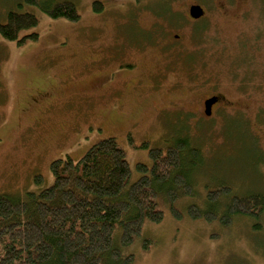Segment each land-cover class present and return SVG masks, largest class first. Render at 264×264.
<instances>
[{
  "label": "rangeland",
  "instance_id": "1",
  "mask_svg": "<svg viewBox=\"0 0 264 264\" xmlns=\"http://www.w3.org/2000/svg\"><path fill=\"white\" fill-rule=\"evenodd\" d=\"M71 1L80 15L77 21L50 18L24 0H0V24L10 11L30 12L38 18L32 29L38 34L35 41L17 45L0 35V194L22 196L28 190H41L53 181L52 160L65 156L76 160L105 137L115 138L125 151L134 180L139 176L136 163L151 164L149 148L165 149L187 138L199 150L197 160L202 165L196 170L194 189L182 190L174 201L159 196L162 220L146 221L141 235L126 249L133 254L132 264H264V209L258 216H232L225 225L220 220L193 219L187 212L193 203L204 207L207 191L220 185L228 187L229 194H264V0H97L103 4L101 12L93 11L95 0ZM193 3L205 10L195 22L187 19ZM132 19H137L140 29L160 20L169 32H180L184 47L190 49L192 67L170 71L165 55L161 80L158 75L150 77L152 91L141 98L133 95V111L127 112L133 103L121 104L126 85L116 83L117 71L128 70L127 63L134 59L128 55L118 59L116 52L138 41ZM115 56L121 67L114 71L109 64L98 70ZM146 60L158 61L148 56ZM107 71L110 82L122 88L110 96L109 107L90 104V116L105 109L110 117L95 121L84 113L86 103L77 92L97 86ZM163 80L174 84L179 80L178 88L165 87ZM246 81L258 85L248 98L242 93ZM157 87L163 89L154 91ZM47 88L67 95L43 113L46 103H34L33 98ZM212 93L239 104L248 101L249 111L259 103L262 114L241 122L222 118L230 114L218 109L211 119H177L179 114L170 109L175 104L187 116ZM144 104L143 118L131 124L129 114ZM145 239L152 241L147 249Z\"/></svg>",
  "mask_w": 264,
  "mask_h": 264
},
{
  "label": "trees",
  "instance_id": "2",
  "mask_svg": "<svg viewBox=\"0 0 264 264\" xmlns=\"http://www.w3.org/2000/svg\"><path fill=\"white\" fill-rule=\"evenodd\" d=\"M24 2L53 19L80 18L71 0ZM92 9L101 12L103 4L95 0ZM37 23L33 13L10 11L0 24V35L17 45L35 41L38 34L32 29ZM148 150L151 164L136 163L139 176L134 180L125 151L115 138L105 137L76 160H52L53 181L41 190L0 194V264H132L133 254L126 249L146 221L162 220L159 196L174 201L182 190L190 191L202 166L199 150L187 138ZM234 194L223 185L208 190L204 207L190 204L188 215L225 225L232 216H258L264 209L263 193ZM151 243L145 239L143 248Z\"/></svg>",
  "mask_w": 264,
  "mask_h": 264
},
{
  "label": "flooded vegetation",
  "instance_id": "3",
  "mask_svg": "<svg viewBox=\"0 0 264 264\" xmlns=\"http://www.w3.org/2000/svg\"><path fill=\"white\" fill-rule=\"evenodd\" d=\"M195 4V3H193ZM191 4V5H193ZM189 5V7L191 6ZM189 7L187 9V12L189 11ZM203 8V7H202ZM204 10V8H203ZM226 10V9H225ZM224 10V11H225ZM141 10L139 9L138 12H140ZM162 12V10H160ZM164 11H166L164 9ZM171 11V10H170ZM227 12H229L228 10H226ZM173 12V10L171 11ZM132 13V12H131ZM174 14V13H173ZM244 14V13H243ZM132 15L134 17H136L134 15V13H132ZM205 15V10L204 13L201 17L194 19L191 18L189 16V13H187V19H192L193 22H195L196 20H199L201 18H203ZM236 16V14H234ZM133 22V25L135 26V31L134 34H136L138 41L132 44L127 43L124 47H118L116 55L117 58L120 59V56L123 55H128L130 56L132 59H134V61L132 62H128L127 63V67L128 70H125L121 67V65L119 64L120 61L118 60L117 64H116V56L113 58L112 62H105L102 66L99 65V71H101L100 69L105 68L107 66H109V64H111V69L113 68L114 71H116L117 66L121 67V70L117 71V80L116 83L118 84H123L126 85V89L123 88V98L121 100V104L124 105L125 103L127 104L128 101H132L133 103V95H135L136 98H141L144 97L146 92L152 91L150 89H152L153 87L151 86L150 82H149V78L152 76H159V79L161 80L162 76H161V70L163 67V63H164V56L167 55L169 62H167V65L170 63L169 69L170 71H190L192 64L188 63V55L190 52L189 48H185L183 45L182 37H181V33L180 32H175L173 31H168L167 27H163L162 24L160 23V20H151L149 21V26L144 27L142 26L143 29H140L141 27L138 26L137 27V19H132L130 20ZM166 22V21H165ZM176 22V21H174ZM140 27V28H139ZM137 28H139L140 30L138 31ZM174 32V33H173ZM173 34V35H170ZM136 52L137 57L133 56V54ZM147 53V55L145 54ZM148 57H152L156 61L155 63H150L148 62L146 59ZM158 57L155 58V57ZM162 58H163V62H162ZM185 58V59H183ZM187 59V60H186ZM194 57L192 55L191 60H193ZM174 60V61H173ZM86 66L88 68L91 67V62L90 60H87L86 62ZM148 65H151L148 69ZM84 65V67L86 69H88ZM101 66V67H100ZM179 68H181V70H179ZM85 69V70H86ZM109 69V71L111 70ZM107 71L106 74H102V73H97V74H102L104 76L103 80L101 82H99V84H97V86H95L94 88L87 90V91H81V92H77V94L80 96V100L83 102H85L86 107L84 110V113L86 115H89V117L91 119H95L99 120V119H110V117L108 116L107 112H105L104 110H97L95 112V115L90 116V111H89V107L91 103H95L97 105V108H106L109 107L108 100L110 98V96L113 95V93L115 91H117L118 88H122V87H118V85L116 83H111V77H110V72ZM182 72V73H183ZM164 78L167 79V75H164ZM179 80L174 83H163L165 84V87H167L168 84H170L171 86H173L174 88H176L177 84H178ZM177 83V84H176ZM249 81H246L244 83V85L242 86L243 90V97L244 98H248L252 95V92L257 91V84H249ZM178 88V87H177ZM163 88H159L157 87L156 89H154V91L157 90H162ZM172 89V88H171ZM170 89V91H171ZM70 93H75V92H70ZM69 93V94H70ZM67 94H60L54 91L53 88H47L44 89L42 91V93L37 96V94L35 95V97L33 98V100L35 101L34 103H42L45 102V106H44V110L42 111L43 113H46L47 110H49V107L56 102V100H58L59 98L65 96ZM212 96H217L218 99L216 102H214V104L211 106L210 108V114H206L205 113V106H204V101ZM224 103V104H223ZM99 104V105H98ZM259 103H256L254 105V109L252 111H249V108H251L248 105V101H246L245 103H237L236 101H232V100H225L224 97H222V95H220L219 93H212L208 96H206L201 102H200V106L199 108L196 109H192L190 110L189 114L187 116L179 113V108L178 106H176L175 104H172L170 109L174 112H177L179 114V116L175 117L177 119H179L180 117H203L206 119H211V118H215L216 115V111L218 109L223 110V112H227L230 115H224V119H240L241 122H247L249 121V119H259L261 114H262V105H260L258 107ZM105 106V107H104ZM145 107L144 106L138 111L136 112L134 115L130 116L129 114V118H131L130 120L132 121L131 124H135V120L138 118H143L142 116V109ZM121 108V107H120ZM134 108V103L132 104L131 108H128V111L126 109L127 112H132ZM164 109V108H163ZM131 110V111H129ZM233 110V111H231ZM121 112H118V114H120ZM248 113H252L253 116H248ZM88 117V116H87ZM221 118V117H220ZM192 119V118H191ZM130 120L128 122H130ZM196 121V120H194ZM66 138V135L63 136L62 139ZM58 142H56L55 144H57Z\"/></svg>",
  "mask_w": 264,
  "mask_h": 264
},
{
  "label": "water",
  "instance_id": "4",
  "mask_svg": "<svg viewBox=\"0 0 264 264\" xmlns=\"http://www.w3.org/2000/svg\"><path fill=\"white\" fill-rule=\"evenodd\" d=\"M188 13L191 18L197 19L203 15L204 10L200 4H193L189 7ZM217 99H218L217 96H212L204 101L206 114H210V108L214 104V102L217 101Z\"/></svg>",
  "mask_w": 264,
  "mask_h": 264
}]
</instances>
